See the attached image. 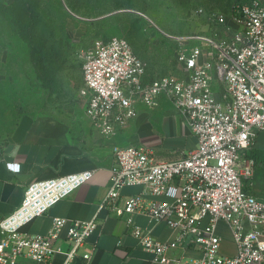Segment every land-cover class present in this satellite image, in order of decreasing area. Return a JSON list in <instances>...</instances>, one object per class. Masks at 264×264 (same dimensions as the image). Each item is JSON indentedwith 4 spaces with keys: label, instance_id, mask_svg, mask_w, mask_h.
Segmentation results:
<instances>
[{
    "label": "built area",
    "instance_id": "1",
    "mask_svg": "<svg viewBox=\"0 0 264 264\" xmlns=\"http://www.w3.org/2000/svg\"><path fill=\"white\" fill-rule=\"evenodd\" d=\"M195 13L205 15L211 26L232 30L229 36L217 28L208 34L165 32L179 42L176 58L183 76L167 74L147 80L143 60L119 36L97 41L83 56L84 113L100 132L114 134L136 116L137 102L154 106L163 94L195 136L194 148L170 160L157 158L145 144L114 145L110 183L99 208L126 214V231L153 253L154 261L264 264V198L244 189L254 162L245 150L257 131L264 129V1H241L227 14L203 8ZM7 165L19 169L18 163ZM93 172L29 182L20 204L0 218V262L28 257L46 264L56 252L64 253L65 264L77 254L88 259L95 244L90 250L81 249L99 223L97 213L89 219L55 216L45 233H30L22 227L88 181ZM127 185H142L144 190L121 196ZM160 195L164 198H156ZM138 212L152 223L162 221L175 230L173 239L153 237L150 227L134 221ZM219 222L230 233L232 253L221 250ZM65 226L67 249L54 244ZM188 240L200 247L199 256L184 259L170 254Z\"/></svg>",
    "mask_w": 264,
    "mask_h": 264
},
{
    "label": "crops",
    "instance_id": "2",
    "mask_svg": "<svg viewBox=\"0 0 264 264\" xmlns=\"http://www.w3.org/2000/svg\"><path fill=\"white\" fill-rule=\"evenodd\" d=\"M135 107L136 116L126 125L117 127L112 135L100 132L85 113V119H67L65 123L51 118L21 119L7 139L0 143V218L20 204L29 182L93 170L88 181L22 229L30 233H45L55 216L89 219L97 213L99 223L81 249L90 250L95 244L90 257L85 259L77 254L68 264H164L154 261L153 253L141 247L126 231V214L118 216L107 207L99 208L110 183L114 145L145 144L157 158L166 160L177 158L195 147V136L184 116L165 95H160L154 106L137 102ZM245 152L256 156L258 178L254 194L264 198V129L257 131ZM9 162L18 163L19 169H10ZM143 190L142 185H127L122 187L120 194H139ZM146 197L155 198L148 194ZM156 198L163 199L164 196ZM133 219L142 227H150L152 236L160 240H172L176 233L164 222L152 223L140 212L135 213ZM218 231L223 238L221 250L234 252V243L222 222L218 224ZM54 244L63 249L69 247L66 226ZM200 253V247L189 240L170 251V254L184 259L197 257ZM0 264L39 263L28 257H19L12 263ZM46 264H65L64 253H54Z\"/></svg>",
    "mask_w": 264,
    "mask_h": 264
},
{
    "label": "rangeland",
    "instance_id": "3",
    "mask_svg": "<svg viewBox=\"0 0 264 264\" xmlns=\"http://www.w3.org/2000/svg\"><path fill=\"white\" fill-rule=\"evenodd\" d=\"M241 1L25 0L28 18L19 0H0V143L21 119L86 118L82 61L97 41L128 40L145 64L147 80L180 77L185 72L176 58L179 42L165 32L208 34L217 28L229 36L232 28L211 26L195 11L227 14Z\"/></svg>",
    "mask_w": 264,
    "mask_h": 264
},
{
    "label": "trees",
    "instance_id": "4",
    "mask_svg": "<svg viewBox=\"0 0 264 264\" xmlns=\"http://www.w3.org/2000/svg\"><path fill=\"white\" fill-rule=\"evenodd\" d=\"M19 1H20L19 3L21 4V6L24 8V10L26 8V10H25L26 11V15L29 18V13L28 12H29L30 7L29 6L25 7V0H19ZM234 4H236V3H234ZM233 5L231 6V8L233 7ZM231 8H230V10H231ZM25 26H26V24L22 25V27H25ZM131 46H132V44H131ZM247 155L252 157L254 162H253V173H252V176L249 179L246 180L245 185H244V189L247 192H250V193L254 194V190L257 187V178H258L257 159H256V156L254 154L247 153Z\"/></svg>",
    "mask_w": 264,
    "mask_h": 264
},
{
    "label": "water",
    "instance_id": "5",
    "mask_svg": "<svg viewBox=\"0 0 264 264\" xmlns=\"http://www.w3.org/2000/svg\"><path fill=\"white\" fill-rule=\"evenodd\" d=\"M114 12H115V11H112V12H110V13H107V14L103 15V16L110 15V14H112V13H114ZM103 16H100V17H103ZM100 17H97V18H100Z\"/></svg>",
    "mask_w": 264,
    "mask_h": 264
}]
</instances>
